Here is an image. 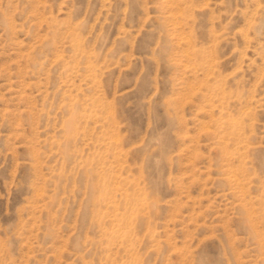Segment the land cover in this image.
Masks as SVG:
<instances>
[{
  "label": "rangeland",
  "instance_id": "obj_1",
  "mask_svg": "<svg viewBox=\"0 0 264 264\" xmlns=\"http://www.w3.org/2000/svg\"><path fill=\"white\" fill-rule=\"evenodd\" d=\"M0 264H264V0H0Z\"/></svg>",
  "mask_w": 264,
  "mask_h": 264
},
{
  "label": "bare ground",
  "instance_id": "obj_2",
  "mask_svg": "<svg viewBox=\"0 0 264 264\" xmlns=\"http://www.w3.org/2000/svg\"><path fill=\"white\" fill-rule=\"evenodd\" d=\"M74 118H75V112H73V115H72V121H71V122H73ZM71 124H72V123H71ZM118 226H119V225H118Z\"/></svg>",
  "mask_w": 264,
  "mask_h": 264
}]
</instances>
